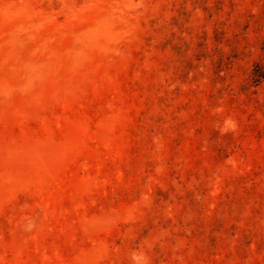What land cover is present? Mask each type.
<instances>
[{"label": "rangeland", "instance_id": "374dc122", "mask_svg": "<svg viewBox=\"0 0 264 264\" xmlns=\"http://www.w3.org/2000/svg\"><path fill=\"white\" fill-rule=\"evenodd\" d=\"M257 71L264 0H0V264H264Z\"/></svg>", "mask_w": 264, "mask_h": 264}, {"label": "trees", "instance_id": "16d2710c", "mask_svg": "<svg viewBox=\"0 0 264 264\" xmlns=\"http://www.w3.org/2000/svg\"><path fill=\"white\" fill-rule=\"evenodd\" d=\"M255 74H256L255 76L257 77V79H263L264 78V71H261V72L257 71V73H255Z\"/></svg>", "mask_w": 264, "mask_h": 264}, {"label": "clouds", "instance_id": "9594fccd", "mask_svg": "<svg viewBox=\"0 0 264 264\" xmlns=\"http://www.w3.org/2000/svg\"><path fill=\"white\" fill-rule=\"evenodd\" d=\"M133 258H134V259H136V257H135V256H134Z\"/></svg>", "mask_w": 264, "mask_h": 264}]
</instances>
